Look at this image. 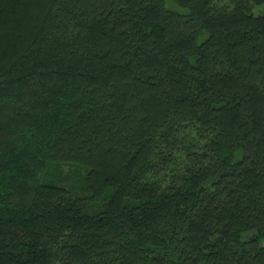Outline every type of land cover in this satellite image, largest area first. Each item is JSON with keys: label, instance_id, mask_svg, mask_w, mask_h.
Masks as SVG:
<instances>
[{"label": "trees", "instance_id": "obj_1", "mask_svg": "<svg viewBox=\"0 0 264 264\" xmlns=\"http://www.w3.org/2000/svg\"><path fill=\"white\" fill-rule=\"evenodd\" d=\"M263 5L0 0V264H264Z\"/></svg>", "mask_w": 264, "mask_h": 264}, {"label": "rangeland", "instance_id": "obj_2", "mask_svg": "<svg viewBox=\"0 0 264 264\" xmlns=\"http://www.w3.org/2000/svg\"><path fill=\"white\" fill-rule=\"evenodd\" d=\"M253 14L255 16H261L264 15V5L263 6H255L253 8ZM67 170V169H66Z\"/></svg>", "mask_w": 264, "mask_h": 264}]
</instances>
